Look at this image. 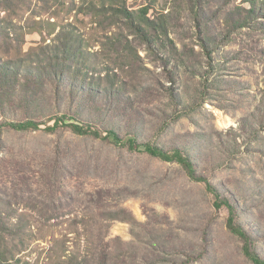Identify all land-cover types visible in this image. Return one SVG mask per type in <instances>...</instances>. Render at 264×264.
I'll list each match as a JSON object with an SVG mask.
<instances>
[{"label": "rangeland", "instance_id": "374dc122", "mask_svg": "<svg viewBox=\"0 0 264 264\" xmlns=\"http://www.w3.org/2000/svg\"><path fill=\"white\" fill-rule=\"evenodd\" d=\"M248 1L0 0V65L33 70L70 47L80 57L71 81L89 83L97 101L117 90L126 100L112 111L81 98L57 109L53 86L51 103L0 91V264H253L205 183L121 144L129 125L138 142L187 154L264 260V0L241 27ZM120 6L135 24L148 7L166 25L156 32L168 64ZM62 114L103 136L49 130ZM27 118L38 127L2 124ZM113 127L120 141L104 138Z\"/></svg>", "mask_w": 264, "mask_h": 264}, {"label": "trees", "instance_id": "16d2710c", "mask_svg": "<svg viewBox=\"0 0 264 264\" xmlns=\"http://www.w3.org/2000/svg\"><path fill=\"white\" fill-rule=\"evenodd\" d=\"M257 0L248 1L250 7L247 9H242L245 11L246 16L241 17L236 23L240 24L241 27L247 26L246 20L253 18L256 20L258 12L256 6ZM148 7L141 9V12L135 16L134 20H138V23L133 22V18L130 13L126 11L124 7H116L114 9L116 15H121L125 18L126 23H128L129 28H133V31L138 34V36L149 46L150 52L157 56L164 64H168L170 59L167 55V51L162 52L165 49V43L161 37L157 35L156 31L164 32L166 31V25L160 22L158 19H150L147 17ZM258 12V13H257ZM242 19V20H241ZM156 20L158 23H156ZM206 25L198 27L199 34L198 38L201 40L202 47L207 46V41L210 42L209 32L206 30ZM202 34V35H201ZM161 51V52H160ZM172 51V50H171ZM173 57L174 51L170 52ZM76 53L70 49V47H65L61 53H55L48 56L46 63H35V69L23 68L15 69L7 63L0 65V91L3 96L7 97H18L23 94L28 99L26 101H38L43 95L46 96V100L51 103V90L50 87L53 86L55 91V107L57 109H62L63 106L68 104H73L78 102V98L84 99L88 102L100 103L99 107L101 110L112 111L114 105H117L125 100L118 94V90L115 93L105 94L101 93L102 96L96 100V98L91 97L97 93V90L91 89L89 83H83V79L80 83L76 84L71 81V77L75 76L73 73L72 64H76L78 68L79 62H77ZM85 62V59H84ZM22 70V71H21ZM172 81V80H171ZM66 82L68 84H66ZM61 86V89H60ZM60 95H58L59 93ZM171 92V91H169ZM62 94V95H61ZM171 96H174L170 93ZM57 95V96H56ZM95 96V95H94ZM128 99V98H126ZM126 102V100H125ZM65 119L72 120V122H66ZM3 125L15 128V129H27V128H37L38 122L33 118H27L23 120H13L4 121ZM69 128L71 131L77 134H92L94 136H103L99 130L93 129L87 124L76 123L72 117L62 114L60 116L54 117L53 125L47 126L49 130H54L58 125ZM114 136L115 139L120 141L118 133L115 128H111L106 131L104 138L109 136ZM131 150H143L150 156L158 157L164 161H173L178 163L184 170L186 175L194 181L203 182L206 188L214 194L215 200L214 205L218 208L225 206L228 210L227 227L230 231L235 233L243 242L242 251L243 254L253 263V264H264V260L258 256V254L251 247V239L249 235L242 229L235 220V207L231 202L225 198H221L216 187L211 185L208 179L198 173L194 161L178 147H173L164 149L163 147L157 146L150 142H138L137 140V129L136 126L129 125L128 134L126 138L121 143ZM106 251L101 250V260L105 258ZM103 257V259H102ZM102 264H105L104 262Z\"/></svg>", "mask_w": 264, "mask_h": 264}]
</instances>
